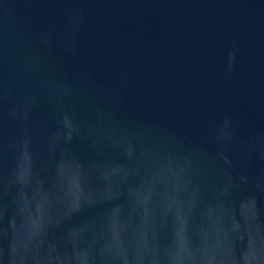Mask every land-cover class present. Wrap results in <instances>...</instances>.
<instances>
[{"label":"water","instance_id":"95a60500","mask_svg":"<svg viewBox=\"0 0 264 264\" xmlns=\"http://www.w3.org/2000/svg\"><path fill=\"white\" fill-rule=\"evenodd\" d=\"M0 264H264V0H0Z\"/></svg>","mask_w":264,"mask_h":264}]
</instances>
